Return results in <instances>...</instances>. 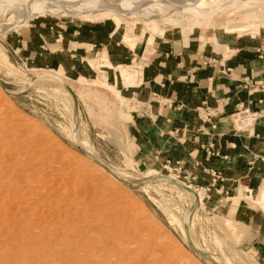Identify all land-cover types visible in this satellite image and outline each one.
Masks as SVG:
<instances>
[{
    "label": "rangeland",
    "instance_id": "obj_1",
    "mask_svg": "<svg viewBox=\"0 0 264 264\" xmlns=\"http://www.w3.org/2000/svg\"><path fill=\"white\" fill-rule=\"evenodd\" d=\"M39 1L0 0V264H264L249 244L250 229L232 217L233 209L227 210L233 201L204 206L170 182L150 186L161 175L154 165L138 162L123 110L135 108L118 87L136 83L132 67L112 71L102 55L81 65L71 59L39 67L15 62L6 52L10 35L36 19L114 28L112 18L128 23L127 34L144 30V36L139 45L132 39L109 41L113 51L104 54L105 62L134 59L143 40L154 34L187 38L198 32L211 39L216 51H228L235 42L224 44L223 34L259 31L255 38L264 37L253 5L220 0L209 15L184 12L182 21L191 25L186 35L172 22L159 26L134 15L133 6L110 7L114 0H89L84 4L94 10L71 14H61L48 0L44 8L32 7ZM162 12L153 8V13ZM233 23L246 25L227 27ZM84 222L93 225L87 228ZM98 224L102 230L91 233L89 228ZM111 236L122 240L118 249L127 253L124 258H112L114 250V255H101L98 242Z\"/></svg>",
    "mask_w": 264,
    "mask_h": 264
},
{
    "label": "crops",
    "instance_id": "obj_2",
    "mask_svg": "<svg viewBox=\"0 0 264 264\" xmlns=\"http://www.w3.org/2000/svg\"><path fill=\"white\" fill-rule=\"evenodd\" d=\"M112 21L114 28L106 23L36 19L10 35L6 52L15 62L39 67L71 59L81 65L99 55L112 71L121 65L132 67L136 83L118 87L135 108L123 110L138 162L152 166L177 160L196 177L194 185L202 188L204 206L220 199L233 201L227 210L233 209L232 217L250 229L249 244L264 258V98L260 90L243 88L244 82L264 85V37L255 38L259 31L223 34L224 44L235 43L229 45L231 50L216 51L211 39L198 32L187 38L154 34L143 40L134 59L125 56L105 62L104 54L112 56L113 51L109 41L132 39L139 45L144 36V30L137 36L127 34L125 21ZM22 25L25 22L18 26ZM105 69L107 76L114 75L108 66ZM238 104L256 116L241 128L235 122ZM205 105L221 108L215 130L198 120L197 110ZM82 106L92 116L85 102ZM209 169L220 174L222 182L206 192L211 185Z\"/></svg>",
    "mask_w": 264,
    "mask_h": 264
},
{
    "label": "bare ground",
    "instance_id": "obj_3",
    "mask_svg": "<svg viewBox=\"0 0 264 264\" xmlns=\"http://www.w3.org/2000/svg\"><path fill=\"white\" fill-rule=\"evenodd\" d=\"M46 0H40L39 3H36L35 5H33L32 7L34 6H39L41 8H44L46 6ZM89 0H48L49 3H53L57 6H59L61 8V10H59L58 12H60L61 14H71V13H74L77 11V9H85V10H94L95 8L92 6V5H86L84 3L88 2ZM116 3H113L110 4L111 6L110 7H116V6H121V8H131V7H128V6H133L135 7L134 8V15L136 16H142L144 18V20H148V21H151L157 25H165L166 23L168 22H172L173 25L176 27L178 26V28L180 27V29L182 31H185V32H189L190 31V28H191V25L189 22H184L182 21L181 19V15L184 13V12H193V11H197V12H200L204 15H209L211 14L214 10V8L217 6V5H214L213 3H216L220 0H137V1H134V3H129L131 2V0H114ZM222 1V0H221ZM246 1L247 3L249 2L251 5H253V7L251 8V11L253 12H256L257 13V21L262 28H264V0H244ZM224 2H226V4H230V0H224ZM228 2V3H227ZM234 2V1H233ZM156 6H159V8H162L163 12L162 14H159V13H153V8L156 7ZM227 6V5H226ZM32 7L30 9H32ZM86 7V8H85ZM223 7V6H222ZM94 8V9H93ZM30 9H25V12L28 13V11ZM223 9V8H222ZM260 9V10H258ZM23 9H18L17 11L19 12H22ZM16 12V13H18ZM118 16H128L130 14H120V13H114ZM175 15V16H174ZM228 16V15H227ZM81 17V16H80ZM83 18V17H81ZM164 18H166L167 20L169 21H165L163 20ZM28 20H25V24L27 23ZM255 23V22H254ZM13 24H18V21H15ZM169 24V23H168ZM244 25H246L245 23L243 24H231V25H227V27H229L230 29H240L242 28ZM226 26V25H225ZM16 27H19V26H15L13 28H16ZM12 29V28H11ZM10 29V30H11ZM179 29V30H180ZM7 30H5L6 32ZM237 32V31H236ZM251 35V34H250ZM128 36V35H126ZM241 36V35H240ZM5 60V59H4ZM58 76V75H57ZM52 80V79H51ZM38 84V83H37ZM40 84V83H39ZM62 96V95H61ZM62 98V97H61ZM63 99V98H62ZM61 100V99H60ZM65 100V99H64ZM66 102V101H65ZM70 103V102H69ZM147 178V177H146ZM165 178L164 176H157L155 177L154 179V182H152L150 184V186H158L155 182H170L171 180V187L173 188H176V189H180L179 187H177L176 185L178 184L177 181H175L172 177H168L166 179H163ZM168 179V180H167ZM157 180V181H155ZM152 181V179L150 180ZM180 184V183H179ZM93 190V189H92ZM181 190V189H180ZM90 191V190H89ZM69 192V191H68ZM67 192V194H69ZM182 192H185L187 193L192 199L195 200V195L191 194V192H187L186 190H183L182 189ZM70 195V194H69ZM71 196V195H70ZM69 197V196H68ZM70 199L72 197H69ZM262 198V197H261ZM79 199V198H78ZM197 199V198H196ZM76 200V199H75ZM188 200V198H187ZM191 200V199H190ZM74 201V199H73ZM189 201V200H188ZM69 202H72L69 201ZM259 202V201H258ZM74 203V202H73ZM193 203V202H192ZM75 204V203H74ZM77 204V202H76ZM81 204V202L79 203ZM76 206H79V205H76ZM261 206L263 207L264 209V197H263V200H261ZM175 210V209H174ZM78 214H82V213H78ZM89 214V212H88ZM86 214V215H88ZM80 218V216H77ZM90 218V217H89ZM184 218V216H183ZM187 218V216L185 217ZM182 219V218H180ZM179 219V220H180ZM87 220H88V217H87ZM90 220V219H89ZM184 220V219H183ZM186 220V219H185ZM88 222H92L91 220L88 221ZM86 222V223H88ZM183 222V221H182ZM181 222V223H182ZM93 223V222H92ZM178 223H180L178 221ZM184 223V222H183ZM94 224V223H93ZM91 224V225H93ZM91 225H87V226H91ZM97 225V224H96ZM94 225L93 227H90L89 230L91 233H97L99 232L100 230H102V227H100L101 225L98 224V226ZM85 227L86 224L84 222V225ZM184 227V226H183ZM84 228V227H83ZM88 228V227H87ZM87 229H85L84 231H86ZM87 230L86 231V235L88 234L87 232L89 231ZM89 232V233H90ZM114 236V235H113ZM111 236L110 238H107L105 240H102L103 242H98L100 243L101 247H100V253L101 255H105L106 254H102L103 252L106 253V252H109V251H112L111 253H113L112 255H114V252L116 253L115 256H111L112 258L115 259L118 258V259H122L124 258L127 253L125 252H122L118 249L120 248L122 245H123V242L122 240L120 239V237H113ZM109 239V240H108ZM92 240V239H90ZM87 241V240H86ZM94 241V240H92ZM97 241V240H96ZM89 242V241H88ZM88 242H85V243H88ZM92 242H90V246L92 245L91 244ZM96 246V245H95ZM89 247V246H88ZM91 248H93L91 246ZM95 248V247H94ZM93 248V249H94ZM97 248V247H96ZM95 248V250H96ZM94 250V251H95ZM114 250V252H113ZM119 250V251H117ZM93 251V250H91ZM96 252V251H95ZM98 253L99 257H102L100 256L99 254V251L96 252ZM128 253H131V252H128ZM97 255V256H98ZM103 256V257H105ZM130 256V255H129ZM104 261V260H102ZM131 264V263H130ZM132 264H140V262H133Z\"/></svg>",
    "mask_w": 264,
    "mask_h": 264
},
{
    "label": "built area",
    "instance_id": "obj_4",
    "mask_svg": "<svg viewBox=\"0 0 264 264\" xmlns=\"http://www.w3.org/2000/svg\"><path fill=\"white\" fill-rule=\"evenodd\" d=\"M243 88L247 90H260L262 92V97L264 98V85L261 82H255L252 84L244 82ZM220 112L221 108L219 106L216 108H211L205 105L198 108L197 117L201 123L209 124L211 130H215L216 124L214 123V119L220 114ZM255 118L256 116L252 112H250L248 108H245L242 104H238L236 106L235 122L240 128L244 125H247L248 122ZM210 155L218 156V154L215 153H211ZM154 166L159 170V175L162 176L163 174L165 178L172 177L175 181L178 182V184L176 185L177 187L186 190L187 192H191V194L195 195V201L198 204L204 205L205 197H202V188H199L198 186L194 185L196 177L189 174L179 161L166 159L163 160L160 164ZM207 174H209L211 177V185L210 187L206 188V192L211 189H214L216 183L222 182L220 174L216 173L214 170L209 169L207 171Z\"/></svg>",
    "mask_w": 264,
    "mask_h": 264
}]
</instances>
